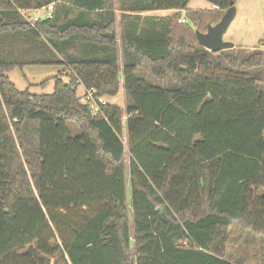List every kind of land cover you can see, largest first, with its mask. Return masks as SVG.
Returning <instances> with one entry per match:
<instances>
[{
	"label": "trees",
	"instance_id": "1",
	"mask_svg": "<svg viewBox=\"0 0 264 264\" xmlns=\"http://www.w3.org/2000/svg\"><path fill=\"white\" fill-rule=\"evenodd\" d=\"M206 1L220 13L187 11L201 33L238 0ZM189 3L119 0L118 37L115 0H0V264H234L233 225L264 237V94L237 71L264 58L202 47L178 23ZM158 11L178 13L140 15ZM143 65L176 87L147 83ZM30 66L66 73L35 95L8 77ZM79 86L123 87L125 108L93 116Z\"/></svg>",
	"mask_w": 264,
	"mask_h": 264
},
{
	"label": "rangeland",
	"instance_id": "2",
	"mask_svg": "<svg viewBox=\"0 0 264 264\" xmlns=\"http://www.w3.org/2000/svg\"><path fill=\"white\" fill-rule=\"evenodd\" d=\"M115 8L117 16L121 13L119 10V0H115ZM236 17L223 40L235 45L234 49L224 51V54L235 57L239 60H246L253 54H262L264 58V0H238L235 5ZM188 12H207L208 15H217L219 11L214 10V6L206 0H190ZM187 20V25L184 28L195 30L192 19L186 12L182 14ZM119 36V35H118ZM264 60V59H263ZM122 63V60H120ZM224 65H226L224 63ZM228 67V66H227ZM237 71L247 73L260 80L258 90L264 94V62L259 69L248 70L239 67ZM64 68L61 67H46V66H30L23 69H14L8 72V77L14 83L19 91L29 90L35 95L53 94L54 80L58 74H63ZM66 73V72H65ZM64 73V74H65ZM137 76L143 78L147 83L158 87H176L175 82L171 79H166L164 82H159L151 74L147 65H143L137 71ZM46 82V83H45ZM45 83V84H44ZM85 89L79 86L77 90L78 97H82ZM108 103L119 105L125 108L127 97L121 87L118 95L115 98L105 97ZM70 130L73 136L79 134L75 124H70ZM126 148L125 162L129 165L130 156L127 146V133L124 131L122 136ZM128 197L130 192L128 191ZM130 199V198H129ZM130 222L132 221V213H129ZM227 261L234 264H264V237L255 236L253 233L243 230L239 225L235 224L230 230V242L227 247Z\"/></svg>",
	"mask_w": 264,
	"mask_h": 264
},
{
	"label": "water",
	"instance_id": "3",
	"mask_svg": "<svg viewBox=\"0 0 264 264\" xmlns=\"http://www.w3.org/2000/svg\"><path fill=\"white\" fill-rule=\"evenodd\" d=\"M236 17L235 6L231 7L216 25H209L206 33L196 31L198 43L213 53H219L235 48V45L223 40L224 35Z\"/></svg>",
	"mask_w": 264,
	"mask_h": 264
},
{
	"label": "built area",
	"instance_id": "4",
	"mask_svg": "<svg viewBox=\"0 0 264 264\" xmlns=\"http://www.w3.org/2000/svg\"><path fill=\"white\" fill-rule=\"evenodd\" d=\"M214 10L219 11L220 8L214 6ZM55 7L54 5H48L38 10H34L29 13L26 18L27 21L35 26L37 23L41 21L51 20L54 16ZM179 24H187L185 19H181L178 21ZM81 103L86 105L93 116H99L102 114V107L106 106L108 102L105 100V97L98 96V93L94 90L86 91L83 97L81 98Z\"/></svg>",
	"mask_w": 264,
	"mask_h": 264
},
{
	"label": "crops",
	"instance_id": "5",
	"mask_svg": "<svg viewBox=\"0 0 264 264\" xmlns=\"http://www.w3.org/2000/svg\"><path fill=\"white\" fill-rule=\"evenodd\" d=\"M183 12H186L187 13V10L181 11V14H183ZM119 13H121V12H119ZM175 13H178V11H158V12H153V13H149V14H147V13H141L140 15L142 16V18H145L146 16H150V17H166V16H171V15H173ZM144 23H145V21L142 22V24H144ZM127 24H126V26L127 27H130V25H127ZM138 24L141 25V22L139 21ZM145 25H147V23H145ZM116 31H117V34L119 35L118 37H120V35L122 33L121 14L118 17L117 16V12H116ZM118 44H119V48H120V45H121L120 40L118 41ZM122 59H123V56H122V52H121V48H120V51H119V60H122ZM121 79L123 80V77ZM84 94H85V92H84Z\"/></svg>",
	"mask_w": 264,
	"mask_h": 264
}]
</instances>
